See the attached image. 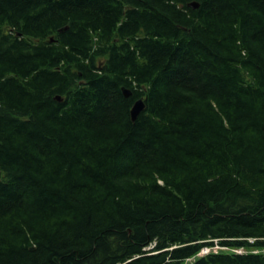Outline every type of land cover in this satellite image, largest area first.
<instances>
[{
	"label": "trees",
	"instance_id": "16d2710c",
	"mask_svg": "<svg viewBox=\"0 0 264 264\" xmlns=\"http://www.w3.org/2000/svg\"><path fill=\"white\" fill-rule=\"evenodd\" d=\"M215 241L264 264V0H0V264Z\"/></svg>",
	"mask_w": 264,
	"mask_h": 264
},
{
	"label": "water",
	"instance_id": "95a60500",
	"mask_svg": "<svg viewBox=\"0 0 264 264\" xmlns=\"http://www.w3.org/2000/svg\"><path fill=\"white\" fill-rule=\"evenodd\" d=\"M189 7L192 8V9H198L199 8V4L196 3V2H192V3L189 4ZM122 91H123V94H124L125 98H129L132 95L131 90H129L127 88H123ZM57 100L60 101L61 99L58 97ZM144 109H145V103H144L143 99H140V100L136 101L135 104L132 107V110H131L132 120L135 121L138 118L139 114Z\"/></svg>",
	"mask_w": 264,
	"mask_h": 264
},
{
	"label": "built area",
	"instance_id": "2783aa9c",
	"mask_svg": "<svg viewBox=\"0 0 264 264\" xmlns=\"http://www.w3.org/2000/svg\"><path fill=\"white\" fill-rule=\"evenodd\" d=\"M220 250H228L227 247H222L218 244V241H215V245L203 247L202 250L198 253L197 257L207 256L211 253H219ZM240 251V250H239ZM240 253V252H238ZM196 257L188 259L187 262H193Z\"/></svg>",
	"mask_w": 264,
	"mask_h": 264
},
{
	"label": "rangeland",
	"instance_id": "374dc122",
	"mask_svg": "<svg viewBox=\"0 0 264 264\" xmlns=\"http://www.w3.org/2000/svg\"><path fill=\"white\" fill-rule=\"evenodd\" d=\"M226 252H230V253H238V252H240V253H243V251L240 249V251L238 250V249H231V250H228V251H226ZM255 252H259V251H255ZM261 252H263L264 253V250L263 251H261ZM191 262H185L184 264H190Z\"/></svg>",
	"mask_w": 264,
	"mask_h": 264
}]
</instances>
